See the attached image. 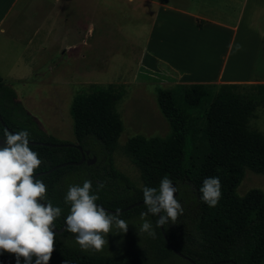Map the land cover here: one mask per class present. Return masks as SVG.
Returning <instances> with one entry per match:
<instances>
[{
    "label": "trees",
    "instance_id": "1",
    "mask_svg": "<svg viewBox=\"0 0 264 264\" xmlns=\"http://www.w3.org/2000/svg\"><path fill=\"white\" fill-rule=\"evenodd\" d=\"M124 90L114 82H90L75 92L69 106L74 141H66L42 130L15 99L14 89L0 78V146L5 144V129L28 130L29 140L35 141L29 145L42 160L35 172L56 165L36 175L47 186V199L62 208L56 228L70 212V205L64 203L69 185L82 186L88 179L95 191L103 182L96 203L119 209L142 200L145 186L159 188L168 176L178 188L176 197L184 213L162 228L169 243L186 258L168 245L156 226L157 216L148 214L155 236L141 233L112 249L118 241L114 228L100 252L83 250L65 225L57 232L49 264H192L187 258L197 264L219 260L224 261L215 264H264V194L258 188L243 194L236 191L245 168L264 173V132L250 123L255 111L264 108V82H176L157 87L156 103L169 131L163 136L134 134L119 145L138 171V184L116 167L113 158L123 128L116 105ZM77 145L88 151L84 160L57 165L78 160ZM92 155L95 160L86 163ZM213 176L222 182V197L209 207L200 188L206 177ZM146 211L143 202L120 211V218L138 230ZM0 264H16L14 254L0 253Z\"/></svg>",
    "mask_w": 264,
    "mask_h": 264
},
{
    "label": "crops",
    "instance_id": "2",
    "mask_svg": "<svg viewBox=\"0 0 264 264\" xmlns=\"http://www.w3.org/2000/svg\"><path fill=\"white\" fill-rule=\"evenodd\" d=\"M125 1L135 11L152 16L138 60L140 66L159 70V62L167 63L166 68L174 73H170L172 83L247 80L264 51V0ZM91 2L96 4L93 0H0L1 80L29 79L42 58L47 60L52 47L71 56L76 44L89 46L92 25L87 18L82 28L75 27L74 10L87 15ZM159 15L181 18L170 25ZM158 29L163 40L161 49L153 45ZM74 30L77 40L73 38ZM239 30L243 31L239 41L245 38L248 42L247 59L233 63ZM246 30L253 33H245ZM209 45L213 48L210 57L200 49Z\"/></svg>",
    "mask_w": 264,
    "mask_h": 264
},
{
    "label": "rangeland",
    "instance_id": "3",
    "mask_svg": "<svg viewBox=\"0 0 264 264\" xmlns=\"http://www.w3.org/2000/svg\"><path fill=\"white\" fill-rule=\"evenodd\" d=\"M93 2L96 4L93 6L91 2L87 15H82L80 10H74L75 27L82 28L87 18L92 25L89 46L76 44L71 56H66L58 51L57 47H52L47 60L42 58L32 77L27 80L4 81L14 89L15 99L23 104L42 130L66 141H74L72 118L69 112L74 93L84 89L90 82L102 85L108 82L122 84L125 90L116 105V110L123 128L118 136V147L113 153V158L116 167L138 184V171L123 154L119 145L134 134H142L145 137L167 134L169 126L159 111L155 92L157 87L174 84L170 76V73H174L166 68L168 65L165 62H159L161 63L159 70H148L140 66L138 60L145 47V35L152 17L150 13L146 15L141 14L139 9L135 11L130 3L126 4L125 0H93ZM160 17H164L170 25L181 18V16L167 15H159ZM233 17L235 18V15ZM244 32L253 33L251 30ZM240 33L242 34L243 31H238L233 46L236 56L233 63L241 58L244 61L247 59L248 42L244 37L239 41ZM77 37L74 30V40H77ZM162 41L158 29L153 36V45L161 49ZM200 49L209 57L213 50L211 45ZM263 54L264 51L257 57L250 77L239 83L264 82V64H261L264 61L261 59ZM145 63L151 65L149 61ZM250 123L264 132V108L259 107L255 111ZM250 188H258L264 194V173L245 168L236 191L238 194H243ZM116 230L118 241L111 247L112 249L141 235L135 228L128 227L127 233H117L119 230Z\"/></svg>",
    "mask_w": 264,
    "mask_h": 264
},
{
    "label": "clouds",
    "instance_id": "4",
    "mask_svg": "<svg viewBox=\"0 0 264 264\" xmlns=\"http://www.w3.org/2000/svg\"><path fill=\"white\" fill-rule=\"evenodd\" d=\"M29 136L28 130L13 133L5 129V144L0 146V253L14 254L16 264H21V258L23 264H49L57 235L55 221L62 208L47 199L46 184L35 176L42 160L30 147ZM104 187L98 183L93 191L92 181L86 179L82 186L69 185L64 196V203L70 205L65 230L76 234V242L85 251H103L114 228L117 233L128 231L119 209L109 212L96 203ZM142 191L147 211L141 213L139 233L155 236L148 214L159 216L156 226L161 227L175 223L184 213L176 197L178 188L168 176L161 179L159 188L145 186ZM200 192L202 201L215 207L222 197L220 178L206 177Z\"/></svg>",
    "mask_w": 264,
    "mask_h": 264
},
{
    "label": "water",
    "instance_id": "5",
    "mask_svg": "<svg viewBox=\"0 0 264 264\" xmlns=\"http://www.w3.org/2000/svg\"><path fill=\"white\" fill-rule=\"evenodd\" d=\"M8 130H10L9 128H8ZM11 132H13V133H15L14 131H12V130H10ZM1 142V141H0ZM29 143H35V141H33V140H29ZM43 143H45V142H43ZM77 147H78V149L80 150V152H81V155H80V158L78 159V160H75V161H73V160H69V161H64V162H61V163H59V164H57V165H63V164H66V163H79V162H81V161H83L84 160V154L85 153H87L88 151L87 150H85V151H82V149H81V147L79 146V145H77ZM95 160V156L94 155H92V156H90L89 158H87L86 159V163H92L93 161ZM56 165H54V166H52L51 168H48V169H46V170H44V171H37V172H35V176L36 175H38V174H40V173H42V172H47V171H49L50 169H52V168H54ZM144 202V200L142 199V200H138V201H135V202H133V203H130V204H128V205H126L125 207H123V208H119V211H122V210H125V209H128L129 207H131V206H133V205H137V204H140V203H143ZM105 208V207H104ZM107 211H109V212H116V210L117 209H109V208H105ZM159 219V216H157V220ZM64 226H65V222L59 227V228H56L55 229V231L56 232H60V231H62L63 230V228H64ZM160 230H161V233H162V235H163V237H164V239L166 240V242L168 243V245L172 248V250L176 253V254H178L179 256H181V257H184V258H186L183 254H181L180 252H178L170 243H169V241H168V239L166 238V235H165V233H164V231H163V228H162V226L160 227ZM192 264H197V263H195L193 260H191L190 258H187ZM219 261H224V260H219ZM219 261H214V262H210V263H207V264H215V263H217V262H219Z\"/></svg>",
    "mask_w": 264,
    "mask_h": 264
}]
</instances>
